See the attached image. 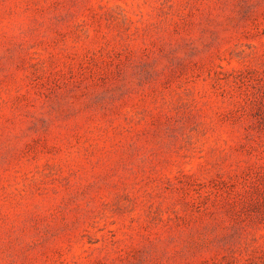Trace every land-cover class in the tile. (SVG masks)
I'll return each mask as SVG.
<instances>
[{
	"label": "rangeland",
	"instance_id": "rangeland-1",
	"mask_svg": "<svg viewBox=\"0 0 264 264\" xmlns=\"http://www.w3.org/2000/svg\"><path fill=\"white\" fill-rule=\"evenodd\" d=\"M0 264H264V0H0Z\"/></svg>",
	"mask_w": 264,
	"mask_h": 264
}]
</instances>
